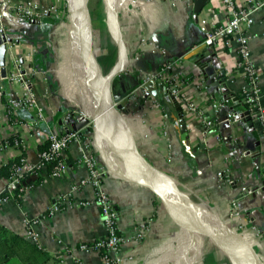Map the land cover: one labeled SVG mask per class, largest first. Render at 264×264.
Wrapping results in <instances>:
<instances>
[{"label": "crops", "instance_id": "obj_1", "mask_svg": "<svg viewBox=\"0 0 264 264\" xmlns=\"http://www.w3.org/2000/svg\"><path fill=\"white\" fill-rule=\"evenodd\" d=\"M24 1L27 0H0L13 4ZM69 1L40 0L46 7L57 6L59 11L46 13L39 22L32 23L30 19L7 13L0 24L18 40L8 44L7 71L15 58L34 66L33 73L26 71L25 77L30 80L47 117L44 123L33 128L26 124L34 116L30 109L10 113L9 102L16 97L19 88L5 82L0 94V140L14 136L22 139L24 153L32 163L39 162L51 130L61 129L60 119L64 113L76 110L68 79L65 80L70 77V67L77 69L73 53L72 62L68 63L67 58L71 46ZM242 2L237 0L239 6ZM96 9L99 13L98 3ZM253 17L254 23L248 30L249 48L250 57L260 71L263 116L254 124L242 119L228 125L223 122L227 112L248 111L239 98L247 79L234 67L238 56L236 43L225 48L204 47L210 24L222 23L226 18L221 0L207 1L199 13L195 10V0H121L119 20L128 57L122 83L127 88L136 86L140 79L166 67V75L176 81L183 97L197 107L198 113H188L182 98L176 99L187 121L192 151L181 138L176 122L178 105L166 99L168 91L160 79H156L154 87L160 100L151 95L144 101L143 96L137 95L126 102L129 112L123 115L141 155L153 168L168 174L183 191L209 209L221 226L240 233L264 261V8L255 11ZM104 21L109 34L104 27L98 39L94 34V51L107 73L117 60V50L113 54L111 48L108 49L110 40L111 44L116 43L106 19ZM199 46L205 48L203 54L212 61L211 67L218 69L217 74L207 77L189 58V52ZM44 48L47 51L43 54ZM35 57L41 70L34 64ZM220 68L226 73L225 85L219 77ZM231 97L239 100H230L232 105L219 110L212 106ZM86 99L85 104L89 102L88 93ZM200 116L214 120V127L207 130ZM224 137L229 139L225 141ZM91 138L94 143L93 133ZM94 150L98 164L107 171L103 188L118 211V229L126 238L118 253L120 264H231L207 236L171 215L149 188L113 173L103 162L95 143ZM17 155L18 151L12 148L5 150L0 168ZM79 158L78 145L73 143L67 151L68 167L62 176L53 177L49 169H42L37 176L40 182L24 193L21 202L7 197L0 204V224L28 241L25 219L39 218L36 229L40 247L50 256L43 264H76L77 259L83 264H102L99 252L76 250L78 244L92 243L105 235L97 204L63 205L53 214L44 216L55 205H62V196L73 187L77 186L74 198H95L93 185L80 184L88 176V168ZM8 179L0 169V196L6 193ZM233 201L237 202L235 209H232ZM138 230L144 231L143 237L137 238ZM66 248L73 250L65 253ZM9 264L22 263L13 258Z\"/></svg>", "mask_w": 264, "mask_h": 264}, {"label": "built area", "instance_id": "obj_2", "mask_svg": "<svg viewBox=\"0 0 264 264\" xmlns=\"http://www.w3.org/2000/svg\"><path fill=\"white\" fill-rule=\"evenodd\" d=\"M221 4L225 8L226 18L220 22L213 21L207 29L204 43L209 46L225 48L237 44V59L234 63L235 69L239 71L247 79V84L241 90L239 95L242 102L249 105L248 111L253 122L261 120L263 111L260 106L261 87H260V71L250 57L249 48V32L248 30L254 23L253 14L260 8H264V0H243L242 6L237 4V0H221ZM59 8L55 5L44 6L40 0H27L20 3H5L0 2V24L7 13H12L15 16L25 19H40L48 12H57ZM2 27V25H0ZM5 29V27H3ZM145 41V39H142ZM25 69V72L22 70ZM34 66L31 63L25 65L19 58L12 60V68L7 71L6 76L0 73V94L3 92L5 82L16 85L19 92L15 98L9 102L8 111L14 112L21 108H27L33 111L32 119L26 121L30 127H36L40 123H44L47 119L44 108L38 103L35 93L32 90L30 80L26 78V71L33 73ZM166 67H162L159 71L148 74L142 83L129 95L133 100L137 95L143 96L146 92L145 83L151 79H160L168 93L174 98H182L185 108L188 113H198L196 105L190 103L182 95V90L177 85L176 81L166 75ZM236 101L234 97L226 98L221 102H214L212 106L219 110L226 107L228 103ZM128 105L123 106V110ZM242 113L227 112L223 122L229 125H234L242 120ZM64 121L61 124V129H53L47 136V147L40 152L39 162L32 163L24 153V141L17 136L8 137L0 140V158L3 152L7 149L18 151V155L12 164L11 175L8 179L6 193L8 195L0 196V204L7 197H14L16 191L19 190V195L34 188L32 180L36 179L41 170L50 168V175L60 177L68 167L67 151L73 143H77L80 152L79 161L88 168V176L80 181L82 185H93L96 189V196L93 200L76 199L74 198L73 190L62 196V205H55L51 211L44 216L53 214L55 211L62 208L63 205L85 207L91 204H97L100 208L105 235L92 243H80L76 250L79 251H97L99 252L102 264H120L121 258L118 253L121 250L126 238L119 232L118 229V211L110 198L109 194L103 188V178L107 171L97 162V156L94 150V143L91 138V133L84 132L83 129L67 132L71 122H79L84 117V112L78 110H68L63 115ZM204 127L208 130L214 127L215 121L206 116H200ZM229 138L224 137L227 141ZM264 139V138H263ZM222 175V173H219ZM237 207V202L233 201L232 209ZM39 218L25 219L26 237L40 245V235L36 229V224ZM137 238L144 236V231H137ZM71 248H66L65 253L70 252ZM76 264H83L81 259H77Z\"/></svg>", "mask_w": 264, "mask_h": 264}, {"label": "water", "instance_id": "obj_3", "mask_svg": "<svg viewBox=\"0 0 264 264\" xmlns=\"http://www.w3.org/2000/svg\"><path fill=\"white\" fill-rule=\"evenodd\" d=\"M91 0H70V35L72 50L83 63L84 79L94 90L92 99L85 105L84 117L79 122H71L67 132L83 129L86 133H93L95 147L105 165L124 179L149 188L160 200L164 208L174 217L197 229L207 236L210 242L226 254L231 264H264L263 258L252 248L250 243L237 231L220 225L213 213L201 206L166 173L156 171L153 166L141 155L133 134L124 115L128 107L123 110L126 102L131 101L129 96L139 84L127 88L122 83L123 73L128 69L126 43L121 31L119 10L121 0H103L106 10V23L110 34L117 46V60L112 69L104 73L94 51L93 15L90 9ZM209 0H195V10L199 13ZM32 23L40 19H31ZM9 33L0 26V66L1 75L7 74L8 44L16 43ZM205 45L204 47H207ZM196 47L190 51L193 62L207 77L217 74L218 69L211 67L212 61L203 54L205 48ZM47 48L42 50L46 53ZM188 53V54H189ZM34 58V64L41 70L40 64ZM23 62V60H21ZM220 79L226 84V73L220 68ZM24 72V71H23ZM156 79L145 83L146 89L142 99L147 100L154 96L160 100L158 91L154 88ZM227 91L226 88L223 89ZM167 100L176 98L169 93ZM236 100H239L237 97ZM179 117L176 119L181 138L191 150L190 133L182 106L177 103ZM243 120L254 124L249 111L241 114ZM64 121L62 116L60 124ZM229 125V124H228ZM115 158V159H114ZM118 160V161H117Z\"/></svg>", "mask_w": 264, "mask_h": 264}, {"label": "trees", "instance_id": "obj_4", "mask_svg": "<svg viewBox=\"0 0 264 264\" xmlns=\"http://www.w3.org/2000/svg\"><path fill=\"white\" fill-rule=\"evenodd\" d=\"M228 104L232 105L233 103L230 102ZM244 104L245 106L249 107L248 104ZM13 163L14 160L0 168L7 176V178H9L11 175ZM39 180L40 178L37 177V179H34L31 182H33L36 186L40 182ZM3 195H8V193H4ZM21 197L22 196L19 195V190H17L16 194L14 195V198L18 202H21ZM0 255V264H9L13 258L18 259L22 264H43L46 260L48 261L50 259L48 252L42 247H40V245L32 241H28L26 238L20 236L19 234L13 233L1 224Z\"/></svg>", "mask_w": 264, "mask_h": 264}, {"label": "rangeland", "instance_id": "obj_5", "mask_svg": "<svg viewBox=\"0 0 264 264\" xmlns=\"http://www.w3.org/2000/svg\"><path fill=\"white\" fill-rule=\"evenodd\" d=\"M97 3L99 4V7H100L99 13H98V10L96 9ZM90 9L93 15V30H94L96 39L100 37L99 35L100 33H102L101 29L103 27H104V31L109 34L108 28L104 21L106 19V10H105V5H104L103 0H91ZM68 19H69L68 25L70 26L69 9H68ZM111 43H113L112 40H110V43L108 44V49L111 48L112 53L116 54V50H117L116 45L111 44ZM71 56H72V42H71L69 52L67 54L68 61L70 60L68 63L72 62ZM77 61H78L77 58H75L74 63H76V65H78ZM68 63L67 65H69ZM75 71L77 72V69L75 70L73 67H70V77H67L65 80L68 79V82H69L68 89L70 92L72 104L76 107V110L84 112L83 109L85 105V97L87 95V92H86L87 85H85L81 80L76 79Z\"/></svg>", "mask_w": 264, "mask_h": 264}, {"label": "bare ground", "instance_id": "obj_6", "mask_svg": "<svg viewBox=\"0 0 264 264\" xmlns=\"http://www.w3.org/2000/svg\"><path fill=\"white\" fill-rule=\"evenodd\" d=\"M72 53L74 55L75 58H77V79L78 80H81L85 85H87V93L89 94V100L92 99V96H93V93H94V90L92 89L91 86L88 85V83L86 82V80L84 79V73H83V63L78 59L76 53L74 50H72ZM87 101V99L85 100ZM89 103V102H88ZM87 103V104H88ZM86 105V104H85Z\"/></svg>", "mask_w": 264, "mask_h": 264}]
</instances>
